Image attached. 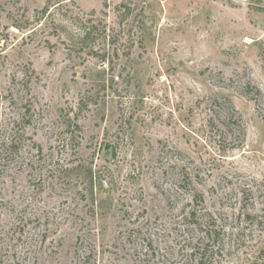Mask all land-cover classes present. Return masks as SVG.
<instances>
[{"label": "rangeland", "instance_id": "374dc122", "mask_svg": "<svg viewBox=\"0 0 264 264\" xmlns=\"http://www.w3.org/2000/svg\"><path fill=\"white\" fill-rule=\"evenodd\" d=\"M254 215L264 0H0V264H264Z\"/></svg>", "mask_w": 264, "mask_h": 264}, {"label": "trees", "instance_id": "16d2710c", "mask_svg": "<svg viewBox=\"0 0 264 264\" xmlns=\"http://www.w3.org/2000/svg\"><path fill=\"white\" fill-rule=\"evenodd\" d=\"M46 9H47V8H45L44 11H46ZM89 32H90V31H88L87 33H89ZM103 60H105V59H103ZM249 215H250V214H249ZM250 216H251V215H250ZM253 218H256L258 224H260V225L262 226V228L264 229V226H263V222H264V221H263V220H260V219H259V220H260V221H259V220H258V216H256V215H254ZM259 222H260V223H259ZM202 260H203V254L200 256V261L202 262Z\"/></svg>", "mask_w": 264, "mask_h": 264}]
</instances>
